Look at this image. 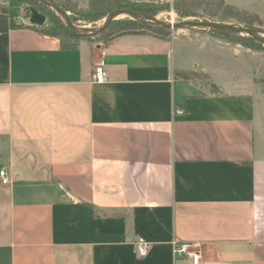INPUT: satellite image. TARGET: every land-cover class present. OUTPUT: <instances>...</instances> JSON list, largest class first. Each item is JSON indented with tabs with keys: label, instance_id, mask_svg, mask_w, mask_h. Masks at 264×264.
I'll return each instance as SVG.
<instances>
[{
	"label": "crops",
	"instance_id": "crops-1",
	"mask_svg": "<svg viewBox=\"0 0 264 264\" xmlns=\"http://www.w3.org/2000/svg\"><path fill=\"white\" fill-rule=\"evenodd\" d=\"M261 78L262 53L204 34L66 50L0 1V264H194L175 242L264 264Z\"/></svg>",
	"mask_w": 264,
	"mask_h": 264
},
{
	"label": "rangeland",
	"instance_id": "rangeland-1",
	"mask_svg": "<svg viewBox=\"0 0 264 264\" xmlns=\"http://www.w3.org/2000/svg\"><path fill=\"white\" fill-rule=\"evenodd\" d=\"M0 1L5 2L8 6L9 5L12 6L14 12L15 29L30 28L44 34L47 27H53L58 25L59 23H63L64 25H67L66 21L57 11L46 5L35 3L33 1H28V0H22L21 2H18L16 0H0ZM12 1L13 4H11ZM57 1L62 4L64 8L63 10L67 12L68 17L70 18L73 25L83 33V36H81L79 40L69 38L68 36L67 38L57 37L60 39L61 42L63 41L70 44H74L83 40L91 43L108 44L110 41H112L114 38L118 37L119 34L122 33L123 31L122 29L126 27H132L128 25L127 22L135 20L131 16H126V15L121 16L117 20L111 23V24L114 23L112 28L109 29L108 27L103 33L99 35H95L94 32L100 29L104 25L108 15L104 17L99 15L97 16L96 15L97 12L94 10L93 4L94 5L99 4L104 0H57ZM178 1L181 0H120L122 8L119 9H125L123 8V6H131L134 8H139L141 10L139 14L149 17H155L158 21L169 25H172L173 22L175 24H178L183 21H212V22L222 23L220 20L223 15V12L219 10L220 8L219 5L217 4L219 0H196L194 1V3L192 4L190 3L191 5L189 3L181 5L182 9L184 10L189 9L190 11H192L193 13L191 15H182L177 11L176 3ZM29 8H35L41 14H44L47 17V23L45 26L41 28L38 26H34L30 23L26 14ZM228 17L230 18L224 24L240 25L244 27V25L239 23L232 14H229ZM259 20L260 22L255 23L254 30L261 32L264 37V16L263 18L259 16ZM157 28H162V27H157ZM162 29H165V31L158 32L156 31V29H152V28L140 29L136 27V31L134 30L132 32L138 34H151L162 39H169L173 37L197 38V36L198 37L203 36L204 34V35H209L211 37L223 39L234 45H240L237 43H232L224 35L211 32L210 30L166 29V28H162ZM253 51L262 53L264 55V46L260 50H253ZM259 84H261V86L264 88V78H261L259 80Z\"/></svg>",
	"mask_w": 264,
	"mask_h": 264
},
{
	"label": "trees",
	"instance_id": "trees-1",
	"mask_svg": "<svg viewBox=\"0 0 264 264\" xmlns=\"http://www.w3.org/2000/svg\"><path fill=\"white\" fill-rule=\"evenodd\" d=\"M16 1L21 2L22 0H16ZM28 1L40 3V2H37L35 0H28ZM54 1L57 3V5L61 9H64L61 3H59L57 0H54ZM194 1H196V0L178 1L176 3L177 11L179 13H181L182 15H191L193 12L190 11L189 9L188 10L182 9L181 5L188 4V3L192 4V3H194ZM11 4H13V1ZM40 4H42V3H40ZM217 4L219 5V8H220L219 10L221 12H223V15H222L221 20H220L222 23H226V21L230 18V17H228L229 14H232L239 23L243 24L244 27L249 28V29H254L255 23L260 22L259 16L255 13H251V12H248L245 10H241L236 6L226 4L223 0H219V2H217ZM93 8L97 12L96 13L97 16L99 15V16L104 17V16L109 15L111 12L115 11L116 9L122 8V6H121L120 0H104L103 2H101L99 4H96V5L93 4ZM123 8H125L126 10H130L132 12H136V13L141 12V10L139 8H134L131 6H123ZM9 10L11 13V26L13 28H15V26H14V12H13L11 5H9ZM127 23H128V25H130L132 27H126V28L122 29L123 31L121 34H119V36H122L125 34H138V33L132 32L134 30L136 31V27H138L140 29L152 28V29H156V31H158V32L165 31V29L149 26V25H147V24H145L139 20H133V21H130ZM113 25H114V23L109 26V29L112 28ZM206 30H209V29H206ZM210 31L224 35L227 39L230 40V42L240 44V45H242L246 48L252 49V50H260L264 46V42L258 41L257 39H255L253 37L241 36V35L234 34L232 32L221 31V30H210ZM44 34L48 35V36H52V37H63V38L65 37V38H67V36H68L69 38H73L75 40L80 39V37H77L76 35H74L70 31L68 26L64 25L63 23H59L58 25L53 26V27H47ZM77 44H78V42L74 43V44H70V43L62 41L61 47L63 49L68 50V49L75 48L77 46Z\"/></svg>",
	"mask_w": 264,
	"mask_h": 264
},
{
	"label": "water",
	"instance_id": "water-1",
	"mask_svg": "<svg viewBox=\"0 0 264 264\" xmlns=\"http://www.w3.org/2000/svg\"><path fill=\"white\" fill-rule=\"evenodd\" d=\"M40 2L55 11H57L62 18L66 21L67 26L69 27L70 31L76 35L77 37L83 36V33L77 29L73 23L71 22L70 18L68 17L67 12L61 9L53 0H35ZM27 17L30 23L34 26L43 27L47 23V17L44 14H41L35 8H29L27 10ZM131 16L135 20H139L143 23L148 25H152L155 27H162L166 29H209V30H221V31H228L232 32L237 35L241 36H249L257 39L258 41L264 42L263 34L257 30L249 29L240 25H233V24H224L219 22H212V21H183L178 24L169 25L163 22L158 21L155 17L144 16L136 12H132L126 9H119L111 12L104 25L96 30L94 33L95 35H99L103 33L113 21L117 20L121 16Z\"/></svg>",
	"mask_w": 264,
	"mask_h": 264
},
{
	"label": "built area",
	"instance_id": "built-area-1",
	"mask_svg": "<svg viewBox=\"0 0 264 264\" xmlns=\"http://www.w3.org/2000/svg\"><path fill=\"white\" fill-rule=\"evenodd\" d=\"M105 52H103L102 56H105ZM92 81L95 84H104L108 81V74L105 69L104 60L101 59L95 66L93 67L92 73ZM178 114L183 115L185 112L183 110H177ZM0 180L2 185L9 186L12 184V179L6 169L0 170ZM198 246L190 243H174V254L176 258H189L193 261L194 264H199L202 257L201 253L198 250ZM150 250V245L144 241L140 240L137 244V254L141 257H145L148 255Z\"/></svg>",
	"mask_w": 264,
	"mask_h": 264
},
{
	"label": "bare ground",
	"instance_id": "bare-ground-1",
	"mask_svg": "<svg viewBox=\"0 0 264 264\" xmlns=\"http://www.w3.org/2000/svg\"><path fill=\"white\" fill-rule=\"evenodd\" d=\"M175 24L174 22L172 23V25Z\"/></svg>",
	"mask_w": 264,
	"mask_h": 264
}]
</instances>
